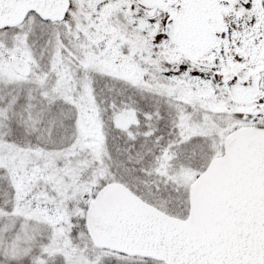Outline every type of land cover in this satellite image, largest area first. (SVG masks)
Segmentation results:
<instances>
[{
	"label": "snow or ice",
	"instance_id": "1",
	"mask_svg": "<svg viewBox=\"0 0 264 264\" xmlns=\"http://www.w3.org/2000/svg\"><path fill=\"white\" fill-rule=\"evenodd\" d=\"M0 264H264V0H0Z\"/></svg>",
	"mask_w": 264,
	"mask_h": 264
}]
</instances>
